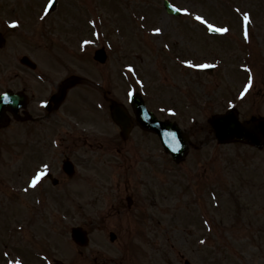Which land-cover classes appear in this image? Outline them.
I'll return each mask as SVG.
<instances>
[{"label": "rangeland", "instance_id": "rangeland-1", "mask_svg": "<svg viewBox=\"0 0 264 264\" xmlns=\"http://www.w3.org/2000/svg\"><path fill=\"white\" fill-rule=\"evenodd\" d=\"M82 0H63L61 3V9H63L66 12L68 16L74 15V13H78V4L81 3ZM141 1H144V4H139ZM176 4L179 5L178 7L181 9H187V11L190 13L191 11L193 13H196V15H201L205 19H207L210 23H213L214 25H223L225 24V19L223 16L222 11H228V9H232V11L235 9V11H241L244 12V16L247 14L250 19L253 18L255 11L258 9L255 7L257 4L261 7H259V10L262 9L264 11V0H238L239 5L236 8H227L223 5L224 0H206L205 2H197V4L192 3L190 1L192 0H175ZM237 1V0H236ZM16 0H9V4L7 6H1L0 5V15H6V17H13L16 18L18 15H21L22 9L24 8H18L16 4H14ZM94 2V4H93ZM155 2V3H154ZM86 4L81 8L80 12L77 16V20L80 22L81 28H86L88 26V21L93 17L98 15H102L98 10L95 11L96 8H100L101 5H110L115 4L117 1L115 0H86ZM126 6H129V8L133 9L137 12H143L148 11L151 9V6L156 8V3L158 4V8L160 9V13L157 15V26L159 28H162L164 32L169 34L172 38V41L176 43L179 47L180 43L181 46L177 49L174 47L173 43L171 42V49L170 52L166 55V60L171 62L169 55H174L178 53H182L184 55H188V49L192 47L191 53L193 55L199 54V51L197 49H202L204 46L207 47V44L204 43L201 40L196 41L197 43H194V40H196L199 37V31L197 29H189V37L193 38L191 42H185L181 36L179 31L184 30V26L188 25V22L178 21L176 18L170 17L168 13L164 9L162 11L161 3L162 0H127L124 2ZM69 4H75L76 6L65 10V7H67ZM138 7V8H137ZM115 8V7H114ZM225 9V10H224ZM59 10V11H60ZM57 11L56 13H59ZM56 15L55 13L52 14V17ZM94 16V17H95ZM141 16H144L141 14ZM187 17V16H186ZM223 17V18H222ZM187 20V18H185ZM230 19V18H228ZM188 20H195V17L190 16V19ZM151 23H154V17H151ZM260 20H258L259 22ZM263 21V19H262ZM100 22L103 25V21L100 20ZM143 24H146L145 19L143 20ZM200 24V23H199ZM202 24V23H201ZM193 25V24H192ZM256 25V23H255ZM264 25V22L262 24ZM80 27H75V29L71 30V32L76 33L75 36L72 38L75 40L74 46L79 48L77 45L78 39L86 38V34L82 33V30ZM131 28L129 26V22L126 24V28ZM170 27V28H169ZM173 31H176L177 33H173ZM113 31L110 33L111 43L113 44V48L115 50V43L113 38ZM137 31L135 30V33ZM185 36L188 38L186 31ZM132 34L129 36L127 41H123L121 44L123 45H130V46H136V47H143L144 44L140 40V37L137 34ZM165 42V40L160 41V43ZM235 41H230V44H234ZM154 48L155 45H152ZM161 46V47H162ZM195 48V49H193ZM140 51L137 50L135 53L126 52L122 57L121 61L124 63H136L134 60V55L139 54ZM147 56L150 54V51L146 52ZM258 57L261 58L260 60V66L264 68V58L263 53L258 52ZM142 75L145 76V78L150 81L149 84V92L154 90L157 86H161L163 84H166L168 87L165 89L167 93H170L173 91V85L171 82L167 79L168 73L167 69L162 65V60L159 58L157 59V62L154 64V60L151 56H148L145 62L141 66ZM140 71V70H139ZM191 71V70H190ZM223 70H218L217 72L213 73V77L211 75V79L219 80V74ZM199 74V73H197ZM258 79L255 83L256 86H260V83H264V71H257ZM250 75V74H249ZM195 76V75H194ZM157 77L162 80L159 81ZM193 77V76H192ZM192 77H187L188 81H192ZM196 79V76H195ZM182 82V80H180ZM186 79L183 78V82H188ZM202 86L206 85V82L209 81V78L206 77V75H200L199 79ZM263 87V86H262ZM199 89V86L196 87V90ZM215 90L214 85L211 87V92L213 93ZM240 90V85L236 86L234 91L238 92ZM165 95V94H164ZM163 95V96H164ZM169 95V94H167ZM255 96H258V93L255 94ZM194 118V122H197L196 126L199 128L204 127L202 131H199L198 135L199 137L206 136V128H207V122L205 120V113H196L191 115ZM198 144L197 146H199ZM151 147H149V150L147 151L148 154H152V156H156L154 160H156L157 165L159 168L173 170L170 168L167 157L164 156L162 158L161 152L159 149L156 150H150ZM27 149V147H21L20 152H23ZM61 150V152H60ZM50 152H52L53 157H50V163L49 165L53 168V170H61L60 167V161L63 158V145L60 141L59 146H52L50 147ZM60 152V153H59ZM193 154L190 160L183 166L180 167L181 172H187L191 169L196 171H202L204 168L207 167V169H211V171L218 172L217 174H214L211 171H207L204 175V182L205 184H212L215 190L217 189V197L221 195V193L224 195L225 201H227V206H224L222 208H219V206L215 209L211 206V202H209L208 205V211L206 214V217L209 220L210 227L213 229L212 234L209 233V243L208 247H210V250L213 252L214 258L211 261L204 260L202 257H205L206 254L202 253V248L198 247L196 245V241L192 240V246L188 243V239L183 242H177L176 240H172V242H169L171 238L169 236H166L167 234H171L173 230L169 227L173 226L170 225L169 227H165L162 223L159 222V219H162L160 211V208L153 207L151 203L153 202V188L152 186L155 184V173L151 172L150 163H148L146 169L143 171L144 174H142V180L143 183L139 184L136 188V191L134 195L137 196L138 201L133 206L132 210H129L130 208L127 207L126 201H125V207L124 214L122 219H113L109 221L106 225H101L98 227V231H94L92 233V239L93 243L89 244L88 247L81 249L83 251L82 257H78V252L80 251L77 249V247L72 243L70 236H69V229L72 227L73 223L78 219L76 209L79 207V203H85L84 210L90 211L92 206L88 204L90 203V195L87 193L85 194H72L73 199L71 200V205L69 203H63V181L61 183V186L55 190V193H51V204L52 207L48 210H46L48 214V223H44L42 221V227L39 226L38 220L41 219L39 217V213L42 212V210H35L36 214L33 212L32 215L26 211V208L28 207V200L29 196L22 197L20 196L18 199V203H15L14 207L12 205H4L0 209V239L2 241V244L0 245L1 251H3V245L7 246L8 242L12 243L14 240H8L4 237H8V235L13 232V227L16 224H20L21 230L19 231V228L16 232H14L15 239L17 238L18 244L29 247L28 251L32 252V247L34 245L40 244L39 240L40 238H45L48 242L43 244L46 248V252H44L46 255L49 256V262H53V260H59L63 261L65 264H94L93 261V255L96 252H101L105 254L102 256V259L107 261V264H137V259L140 257L139 249H147V252H144L142 257L144 255H149L152 253L153 249H156V252L162 250L161 244L167 243L172 244L173 250L178 249H185V251H182V254L185 255L184 252L188 253L191 257H193L194 264H213L217 260H221L223 264H264V241L260 238L258 235V227L260 226H249V215L246 213H243L242 216L237 217V211L234 210V203L229 202L226 197H230V194L232 190L229 188L221 189L219 187H216L218 185H224L227 181V177L225 175L233 177L235 182L238 184L245 183V186L243 189H246L253 193L254 197H256V194H259L261 192L262 187L259 184V171H257L259 168L260 170L264 168V151L262 152H254L252 149L241 146V145H231V146H220L217 142L214 140L211 141L210 138L207 140L206 147H198L196 150H192ZM143 154V153H142ZM19 157V161H16V159H11L9 163H7V169L2 170L3 174H8L10 172V169L12 167L14 168H20L23 171H30L33 167H35L34 164V155L32 152L27 153L26 155H17ZM209 156V157H208ZM161 157V158H160ZM22 160H26V162L22 163ZM164 161V164H163ZM146 165L139 164L138 169H142ZM158 168V169H159ZM248 168V169H247ZM217 170V171H216ZM239 170H243V176L244 179H240V176L236 175V172ZM204 171V170H203ZM100 173V172H98ZM170 173V172H169ZM180 175L184 176L182 173L179 172ZM151 175H155L154 179ZM208 175V178H207ZM94 176L96 177V173L94 172ZM141 176V175H139ZM235 176L237 178H235ZM231 180V178H229ZM209 180V181H208ZM260 180H263L262 178ZM224 181V182H223ZM228 183V182H227ZM264 183H262L263 186ZM133 189V187H132ZM129 192H125L123 187L115 186L109 190V193L105 192L104 188H101V198L98 197L97 202H100L99 204L106 207V202L108 200L117 199L116 201L120 203L121 199H118L119 192L124 193V198L131 196V190L128 188ZM98 196H99V192ZM245 197V195L243 194ZM242 194L237 195L238 201L243 200ZM248 196V195H247ZM246 196V197H247ZM85 197V198H84ZM108 198V200H107ZM131 198V197H130ZM170 201V207L172 208L171 203H173L174 199L173 197L168 198ZM157 200L161 204V198L160 195H157ZM253 204H258V202H254ZM128 210V211H127ZM113 209L110 210L109 213H112ZM210 211V212H209ZM138 213L140 215L146 216L145 220L136 219L135 217H131L129 213ZM171 212V211H170ZM63 214H66L67 217L66 223L63 222ZM196 216H198L197 213H195ZM156 217L157 220L153 221L149 217ZM32 219L29 222H25L24 219L31 218ZM51 217H53V221H51ZM242 221L245 223H241ZM245 219V220H244ZM259 220L263 222L264 217L260 216ZM25 222V223H22ZM39 222H41L39 220ZM151 222V223H149ZM162 224V225H161ZM69 225V226H68ZM194 228L197 225L200 224H193ZM42 228V229H41ZM114 229L115 233L118 235L117 241L114 243V245H111L108 242V231L111 229ZM200 236H207L204 231V226H200ZM105 230L107 232L105 233ZM190 234V232H189ZM11 235V234H10ZM144 238L145 242H143L139 247L136 246L134 249H131L128 251L127 255L124 253H120V248H123L125 245L128 246L131 244L133 238ZM11 238L13 239V234L11 235ZM192 238V237H191ZM190 238V239H191ZM194 239V238H193ZM217 241V243H216ZM63 244V247H62ZM179 244V245H178ZM227 249L229 252V255H224L221 252V248ZM8 248H11V244L8 245ZM5 249V248H4ZM88 250L90 252H88ZM5 252V250L3 251ZM11 253L14 255H21V251L15 247H12ZM164 254V253H163ZM47 261V260H46ZM45 261V262H46ZM146 263L149 264V260L145 259ZM43 261L42 264H45ZM47 263V264H48ZM100 264V263H98ZM178 264V263H177Z\"/></svg>", "mask_w": 264, "mask_h": 264}, {"label": "water", "instance_id": "water-1", "mask_svg": "<svg viewBox=\"0 0 264 264\" xmlns=\"http://www.w3.org/2000/svg\"><path fill=\"white\" fill-rule=\"evenodd\" d=\"M216 123H217L216 131L218 137L222 141H228L235 138V139H242L248 141L257 146H259L264 141V130H263L264 126L253 125L250 127H243L239 125L232 116L224 119H218ZM259 130H263V137L255 136L254 131H259ZM176 135L179 141L181 142V144L184 145V139L181 133L177 131ZM162 138L165 141V145L167 149L173 147V144L171 142H168V135L162 136Z\"/></svg>", "mask_w": 264, "mask_h": 264}, {"label": "snow or ice", "instance_id": "snow-or-ice-1", "mask_svg": "<svg viewBox=\"0 0 264 264\" xmlns=\"http://www.w3.org/2000/svg\"><path fill=\"white\" fill-rule=\"evenodd\" d=\"M49 8H51V2L49 4ZM176 11H180V9H176ZM185 12H187V9H184ZM239 11V10H238ZM195 19L197 21H199L200 23H202L203 25L206 26V28L211 31V32H215V33H228L229 32V29L228 28H225V27H218L216 25H214L213 23H210L207 19H205L203 16L201 15H196L195 16ZM244 19L246 21L250 20V17L246 14ZM18 26L17 24H13V27H16ZM156 33H160L162 30L157 28L155 29ZM245 36H247V33H245ZM193 66H197V67H202V68H207V67H210V65H207V64H204V65H193ZM249 71H251V69H249ZM252 87V84L249 83L247 88H245V93L248 91V89H250ZM6 95V94H5ZM45 173L44 172H41L39 175L35 176L33 178V180L31 181V186L33 188H35L37 186V184L41 181V179L44 177ZM25 191H27V189H25Z\"/></svg>", "mask_w": 264, "mask_h": 264}, {"label": "flooded vegetation", "instance_id": "flooded-vegetation-1", "mask_svg": "<svg viewBox=\"0 0 264 264\" xmlns=\"http://www.w3.org/2000/svg\"><path fill=\"white\" fill-rule=\"evenodd\" d=\"M25 91H26V90H25ZM32 109H34V110H35V109H37V107L32 105Z\"/></svg>", "mask_w": 264, "mask_h": 264}]
</instances>
